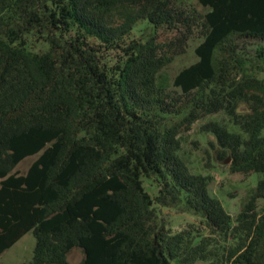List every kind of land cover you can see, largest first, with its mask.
<instances>
[{"label":"trees","instance_id":"trees-1","mask_svg":"<svg viewBox=\"0 0 264 264\" xmlns=\"http://www.w3.org/2000/svg\"><path fill=\"white\" fill-rule=\"evenodd\" d=\"M261 73L264 0H0V254L32 232L24 264H264ZM202 119L230 172L261 175L235 217L181 156Z\"/></svg>","mask_w":264,"mask_h":264},{"label":"rangeland","instance_id":"rangeland-1","mask_svg":"<svg viewBox=\"0 0 264 264\" xmlns=\"http://www.w3.org/2000/svg\"><path fill=\"white\" fill-rule=\"evenodd\" d=\"M137 29H140L141 32ZM137 29L133 31L132 36L140 37L142 33L147 34L149 32L148 28H144L143 25L137 27ZM193 60L194 57L192 52L189 51L187 55H184V57L174 62L171 71ZM260 76H264V73H261ZM166 77H169L168 74ZM204 121L205 120L202 119L195 122L190 130L182 134L181 156L193 173H202L211 176L209 185L211 194L220 201L229 214L235 217L256 186L261 175L255 172L246 175L230 172L228 170V157H226L225 160H220L216 156V144L213 136L209 133L200 132L199 127ZM228 128L235 131L239 130L238 127L233 124H229ZM262 134L264 135V128ZM210 142L213 145H211ZM35 158L36 156L24 158L18 163L16 168L24 172ZM144 184L150 193H155V187L151 184L149 185L148 181H144ZM261 207H264V200L258 199L256 202V209L258 210ZM158 210L160 216L164 219L172 232L182 230L188 225L199 227L202 230L205 227L198 216L188 211L185 212L179 207L160 206ZM203 232L206 233L204 230ZM34 245V235L32 232H27L10 248L0 254V264H24L31 259ZM82 256L80 249H73L67 256L68 263L77 264L82 259ZM196 264L206 263L197 262Z\"/></svg>","mask_w":264,"mask_h":264},{"label":"crops","instance_id":"crops-1","mask_svg":"<svg viewBox=\"0 0 264 264\" xmlns=\"http://www.w3.org/2000/svg\"><path fill=\"white\" fill-rule=\"evenodd\" d=\"M27 168H28V167H27ZM16 169H17V168H16ZM17 170H18V169H17ZM18 171H19V170H18ZM25 171H26V170H25ZM25 171H24V172H25ZM19 172H21V171H19ZM21 173H23V172H21Z\"/></svg>","mask_w":264,"mask_h":264},{"label":"water","instance_id":"water-1","mask_svg":"<svg viewBox=\"0 0 264 264\" xmlns=\"http://www.w3.org/2000/svg\"><path fill=\"white\" fill-rule=\"evenodd\" d=\"M227 161H229V159H227Z\"/></svg>","mask_w":264,"mask_h":264}]
</instances>
